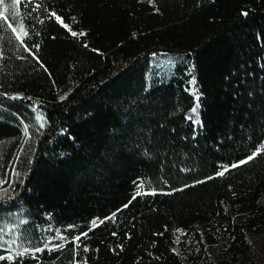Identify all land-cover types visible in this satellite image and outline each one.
Listing matches in <instances>:
<instances>
[{
  "label": "trees",
  "instance_id": "1",
  "mask_svg": "<svg viewBox=\"0 0 264 264\" xmlns=\"http://www.w3.org/2000/svg\"><path fill=\"white\" fill-rule=\"evenodd\" d=\"M0 11V224L23 219L20 251L0 246L14 257L0 264L254 262L264 0H20L17 15ZM196 95L198 128L185 117Z\"/></svg>",
  "mask_w": 264,
  "mask_h": 264
},
{
  "label": "snow or ice",
  "instance_id": "2",
  "mask_svg": "<svg viewBox=\"0 0 264 264\" xmlns=\"http://www.w3.org/2000/svg\"><path fill=\"white\" fill-rule=\"evenodd\" d=\"M19 2H20V0H10V3L5 4V0H0V6H3V7L5 8V10H7V11H11L12 15L15 16V15H17V13L15 12V8H16V5H17ZM37 7H39V5H37ZM244 14L247 15V13H244ZM0 16H4V12L0 11ZM6 18H7V17H5V19H6ZM48 18H49V19H53V18H54L56 22L60 23L64 28L69 29V31L71 32V29L69 28V25L65 24V23L63 22V18L60 17L59 15H57L54 11H52V12L49 14V17H48ZM41 22H42V21H41ZM20 27L23 28V23H22V21H21ZM11 30H12V32H14V33L16 32V28H15V27H12ZM23 35H24L25 37H27V36H28V32H27V31H24V32H23ZM71 35H72L73 37H77V36H83V35H86V34L83 33V32H81V33L71 32ZM16 38H17V39H21V37H20L19 34L16 36ZM21 44L24 46L25 51L29 52V53H30L35 59H37V61H38V57H36L35 52H33V51H32V48H29L28 45H27V44L24 42V40H22V39H21ZM38 47H39L38 45H33V48H38ZM38 62H39V61H38ZM41 66H43V65H41ZM191 83H193V84L195 83V78H193V80L191 81ZM13 98L16 99V98H19V97H13ZM197 99H199V97H197ZM197 111H198V105H197V107H194V108L192 109V112H193V113H196ZM37 119H39V117H38ZM189 119H192V117H189ZM40 126L43 127V124L41 123ZM24 132H25V134L27 135V133H28V127H27V126L24 127ZM258 154H259V149H257V151L253 152L251 155H249L245 160H241V161H239L238 163H235V164L231 165L230 167H233V168H234V167H238V166L241 165V164H245V163H247L248 161L253 160ZM225 171H228V168H227V167H225L223 171L218 172L217 175H223ZM209 179H211V177H209ZM198 183H199V182H198ZM138 187H141V188H142V185H139ZM186 187H187V186H186ZM141 194H142V193H141L140 191H138V192L136 193L137 196H139V195H141ZM151 194H155V193L153 192V193H151ZM133 199H135V196L133 197ZM125 207H127V205H125ZM101 223H103V221H101ZM93 226H97V225L95 224V222H93ZM89 230H91V228H90ZM177 231H181V230H177ZM81 236H87V233H81ZM73 241L76 242L77 247H79V243H78V242L80 241V236L73 237ZM177 243H179V238H177ZM56 247H58V248H62V247H64V245L61 244V245H57ZM35 251H36V252H40V251H43V249H41V248H36ZM84 251H88L87 246L84 247ZM173 251H175V249H174ZM27 252H28V249H25L24 251L17 253V256H23V255H25ZM2 259H14V257H12V256H9V257H3V256H0V260H2ZM84 264H87V262L85 261Z\"/></svg>",
  "mask_w": 264,
  "mask_h": 264
},
{
  "label": "rangeland",
  "instance_id": "3",
  "mask_svg": "<svg viewBox=\"0 0 264 264\" xmlns=\"http://www.w3.org/2000/svg\"><path fill=\"white\" fill-rule=\"evenodd\" d=\"M197 97H199V95H196L194 103L197 102L199 104V99H197ZM38 117L39 120H41L40 114H38ZM185 117L187 120L191 121L195 125V127L197 128L200 127L199 122L195 123L193 122L192 119H189L186 115ZM263 147H264V143L261 146V148ZM5 219L7 220L6 223L0 224V246L7 248V250H9V254H12L13 252L20 251V249L17 246L18 245L17 226L18 223L23 219L19 215H14L12 217L8 216L5 217ZM249 241H250L251 249L253 251V259H254V262L251 264H264V233L257 235H250ZM59 242H60L59 239H55L53 241H50L48 245L55 246Z\"/></svg>",
  "mask_w": 264,
  "mask_h": 264
},
{
  "label": "bare ground",
  "instance_id": "4",
  "mask_svg": "<svg viewBox=\"0 0 264 264\" xmlns=\"http://www.w3.org/2000/svg\"><path fill=\"white\" fill-rule=\"evenodd\" d=\"M197 105H198V111H197L196 113H193V112H192V109H193L194 107H197ZM199 109H200L199 104H198L197 102H195V103L193 104V106L189 109V111L186 113V116H187L188 118H189V117H192V120H193V122H195V123L199 122Z\"/></svg>",
  "mask_w": 264,
  "mask_h": 264
},
{
  "label": "water",
  "instance_id": "5",
  "mask_svg": "<svg viewBox=\"0 0 264 264\" xmlns=\"http://www.w3.org/2000/svg\"><path fill=\"white\" fill-rule=\"evenodd\" d=\"M200 120V119H199ZM200 122V121H199Z\"/></svg>",
  "mask_w": 264,
  "mask_h": 264
}]
</instances>
